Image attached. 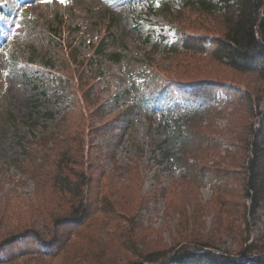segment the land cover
<instances>
[{"label": "rangeland", "instance_id": "1", "mask_svg": "<svg viewBox=\"0 0 264 264\" xmlns=\"http://www.w3.org/2000/svg\"><path fill=\"white\" fill-rule=\"evenodd\" d=\"M181 6L177 1L164 6L162 0H0V240L26 229L39 230L50 239L49 217L41 206L46 199L34 194L35 185L27 177L34 169L28 161L35 162L38 154L32 152L27 159L19 138L33 143L49 132H66V121L70 132L79 130L82 135L75 140L73 157L87 173L93 160L98 171L89 178V196L102 193L107 185V192L139 187L140 194L128 189L129 196L118 202L136 206L143 200L135 219L141 227L136 236L144 231L148 241L137 248L167 251L208 242L221 253L237 255V234L242 231L243 237L246 231L253 240L264 232V217L244 224L250 203L242 193L244 173L238 158L245 153L236 138H244L247 130L245 98L237 97L239 113L219 106L223 115L203 122L202 126L212 125L206 134L220 150L210 156L200 153L197 162L189 160L195 162L192 175L216 161L222 169L237 170L223 185L226 194L219 196L209 188L198 190L190 184L194 176L186 178L182 167L161 158L169 147L165 141L172 122L198 120L201 114H187L173 90L167 92L162 113L149 118L134 110L143 83L154 76L160 79L158 87L170 82H222L228 87L248 82L245 75L206 59L197 64L186 53H166L179 29L203 36L218 14L181 11ZM100 49L103 53L96 54ZM258 96V105L253 102L255 128L264 113L263 93ZM218 98L226 99L223 94ZM217 111L218 107L211 112ZM80 116L85 122L72 127ZM22 164L25 174L18 168ZM225 200L230 208L220 213ZM54 209L62 211L60 206ZM229 226L238 233L228 234ZM86 244H71L55 259L18 251L16 264H125L130 259L111 241L99 238L91 251Z\"/></svg>", "mask_w": 264, "mask_h": 264}, {"label": "trees", "instance_id": "2", "mask_svg": "<svg viewBox=\"0 0 264 264\" xmlns=\"http://www.w3.org/2000/svg\"><path fill=\"white\" fill-rule=\"evenodd\" d=\"M172 1L181 3V11L199 10L218 14L216 19L211 21V31L203 36H190L183 29H179L175 41L167 47L166 53L171 56L186 53L197 64L206 59L209 63L217 64L233 73L245 75L248 82L232 84V88L222 82H170L158 87L160 79L154 76L143 83L133 104L134 110L143 111L149 118L155 113H162V106L167 102V92L173 90L187 114H204L200 115L198 120L186 117L184 120L177 119L172 122L171 133L165 141L169 147L161 158L164 161L172 160L182 167L186 178L194 176L190 184L198 190L209 188L219 196L225 193L226 188L223 185L226 180L237 170L222 169L221 162L216 161L211 166H204L196 175L191 174L200 153H208L207 156H210L209 153L220 150V144L214 143L206 134L212 125H202L205 119L213 120L214 116L223 115L219 106H229L232 108V114H237L240 105L237 97L247 100V130L245 137L242 136V140L236 138V141L239 150L245 153L238 161L244 173L243 197L250 203L245 207L244 213V224L248 225L247 220L264 217V113H260L258 127L255 128L256 124H253V102L258 105L261 100L258 96L260 92L264 97V0H162V3L165 6ZM101 51L102 49L96 54L101 55ZM118 57L115 56L114 59ZM220 94L226 99L220 100ZM76 104L78 105V102ZM216 107L218 111L214 114L211 111L214 112ZM48 116L52 117L50 114ZM83 117L80 116L79 123L73 124L72 127L79 126L81 121L84 123ZM70 125L71 123L66 121V132H49V135L46 134L37 142L26 143L24 138H19V149L28 154L27 159L32 152L38 154L35 162L33 158L28 161L34 169H30V172L28 169L27 177L35 185L34 194L38 193L46 199L41 206L49 217L46 225L49 229H46L51 236L46 240L39 230L34 229H26L16 235L8 233L7 238L4 236L2 241L0 240V264H16L18 251L23 255L38 253L40 256L55 259L61 256L68 246L82 241L88 243L86 247L91 251L94 244L99 242V238L118 245L130 258L125 264H264V232L252 240L249 233L243 230L245 234L242 237L243 232L237 234L238 231L232 226L225 229H228V234H237L236 237H239L241 250L237 255L221 253L208 242H196L191 248L182 247L167 251L162 250V247L137 248L139 243L148 241L144 231L143 237L136 236L140 225L135 219L143 200L140 198L136 206L128 201L118 202L125 200L130 191L140 194L139 187H123L107 192V185L102 187V193L89 196V178L98 171L93 160L87 173L86 169L82 170L81 161L73 157L75 140L82 135H79V130L70 132ZM95 131L97 130L93 133ZM36 148L39 151H36ZM189 160L195 162L189 164ZM18 168L26 173L23 164ZM59 206L62 211L54 209ZM229 208L225 200L220 203L219 212L225 213ZM92 259L97 261L95 253L92 254ZM98 264L102 262L99 261Z\"/></svg>", "mask_w": 264, "mask_h": 264}, {"label": "snow or ice", "instance_id": "3", "mask_svg": "<svg viewBox=\"0 0 264 264\" xmlns=\"http://www.w3.org/2000/svg\"><path fill=\"white\" fill-rule=\"evenodd\" d=\"M60 2H61V3H64V2H65V0H60Z\"/></svg>", "mask_w": 264, "mask_h": 264}]
</instances>
